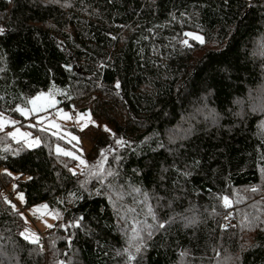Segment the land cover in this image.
Returning a JSON list of instances; mask_svg holds the SVG:
<instances>
[{"label": "trees", "instance_id": "1", "mask_svg": "<svg viewBox=\"0 0 264 264\" xmlns=\"http://www.w3.org/2000/svg\"><path fill=\"white\" fill-rule=\"evenodd\" d=\"M49 91L97 124L31 127ZM0 113L40 140L0 132V264H264V0H0Z\"/></svg>", "mask_w": 264, "mask_h": 264}, {"label": "rangeland", "instance_id": "2", "mask_svg": "<svg viewBox=\"0 0 264 264\" xmlns=\"http://www.w3.org/2000/svg\"><path fill=\"white\" fill-rule=\"evenodd\" d=\"M41 93H43L44 96L41 98L40 101H38V104H47L49 97L55 101V104L54 106L46 107L45 110L43 111H39L36 113H30V115L26 116L28 118L27 123L30 126L37 125V124L41 125V122H43V125L48 127L52 132H56L59 135L63 136L64 138H67L68 140L77 142L78 137L74 133H72L71 127L85 129L88 126L97 124L95 120L93 119L92 115L90 114V112H80L77 116H74L72 113L73 107L65 108L64 106L59 105L58 100L56 98L57 96L56 91L55 92L54 91L53 92L52 91L41 92ZM41 93L37 94L35 97L39 96ZM31 108H32V105L30 103V107H28L27 109H31ZM52 111H54L57 114L56 118L50 117V113ZM61 113L69 114L71 116V119L62 118ZM3 116L7 117L9 120L17 121V123L16 124H11V123L6 124L3 131H0V132H4L5 130L9 132H15L16 129H20L22 133L23 132L31 133V136L28 137L27 139L34 140L35 138H37L36 136L33 135V128H31L32 126L30 127V126H24L23 124H20L21 120H19L18 118L10 117L7 115H3ZM39 117H44L45 119L43 121H40ZM51 121H55L56 124L60 125V127L58 129L55 127H52L50 125ZM73 136L77 137V139L73 140L72 139ZM15 140H19L25 143L24 139L20 137H17ZM82 142L85 147L84 149L81 146H77L78 151H73L72 149H69V150L63 149V150L73 152L75 156L80 157V159L86 162L82 153L89 152L92 147V144L90 140L88 139L87 140L82 139ZM25 145L27 144L25 143ZM80 159H78L77 169L79 168L82 169L87 165V162L82 165L80 163ZM10 188L13 189V187L11 186L9 187V189ZM15 201L16 203L19 202V206L21 208L23 204V200H20L19 195L16 196ZM40 205H46V204L35 205L25 210L26 211L24 212L25 222L21 224V230H22L21 232H23L25 229H28L29 233H35L39 237V230L45 231L44 229L49 224H52L55 221V215L49 211L48 207L47 209H41L40 212H37L35 215L33 214V209ZM21 210H23V208ZM39 240H41L45 244L46 237H43V236L39 237Z\"/></svg>", "mask_w": 264, "mask_h": 264}, {"label": "snow or ice", "instance_id": "3", "mask_svg": "<svg viewBox=\"0 0 264 264\" xmlns=\"http://www.w3.org/2000/svg\"><path fill=\"white\" fill-rule=\"evenodd\" d=\"M185 36L191 37L193 40L198 41L200 44L205 43L204 38L196 33L193 32H187L184 33ZM182 43L188 47H192V45L189 44L188 40H183ZM119 82H117L116 87L119 88ZM44 96L43 93H41L39 96L33 98L31 101H29L32 105L31 109H27V108H19L17 107L15 109V111L20 112L22 115L24 116H28L30 115V113H36L39 111H43L45 110L46 107H51L54 106L55 101L53 99H51L49 97L47 104H38V101L41 100V98ZM62 118L64 119H71V116L67 113H61ZM82 118V117H81ZM45 118L44 117H39L40 121H43ZM11 123V124H16L17 121L15 120H9L7 117L3 116L2 113H0V131H3L4 127L6 124ZM50 125L52 127L55 128H59L60 125L56 124L55 121H51ZM32 127H35L36 125H31ZM8 136L12 137L13 139H16L17 137H20L22 139H24L25 143L27 144L28 147H34V146H38L40 143L39 137L35 138L34 140H29L27 139L28 137L31 136V133L29 132H21L20 129H16L15 132H9L7 133ZM53 135H58V133L54 132ZM73 140L77 139V137L73 136L72 137ZM17 142L19 143V140H17ZM117 143H124L122 140H118ZM56 151L58 153H62L65 156H70L73 159H80V157L75 156V154L71 151H65L63 149H61L59 147V145H57ZM80 163L83 165L86 162L82 159H80ZM70 171L73 172V174L75 175V170L70 169ZM9 175H11L10 173H8ZM108 175H113V173L109 172ZM29 179H31V177H29ZM134 191H140L139 189H134ZM253 191H256V189H253ZM19 198L20 200L24 199L23 193L19 194ZM224 201H225V205L229 206V200L228 197H224ZM9 203H11V201H9ZM13 207H15V205H13ZM47 205H40L37 206L36 208L33 209V214L35 215L37 212H40L41 209H47ZM21 215H23V213H21ZM54 215L59 218V213H54ZM49 228L53 227V225L49 224L48 225ZM161 227H163V225H161ZM20 235L25 239L28 240L31 243H38L39 241V237L35 234V233H29L28 229H25L23 232L20 233ZM137 251H139V248L137 249ZM132 259H135V257H132Z\"/></svg>", "mask_w": 264, "mask_h": 264}, {"label": "built area", "instance_id": "4", "mask_svg": "<svg viewBox=\"0 0 264 264\" xmlns=\"http://www.w3.org/2000/svg\"><path fill=\"white\" fill-rule=\"evenodd\" d=\"M76 111L74 112V114L76 115ZM50 116L51 117H56V113L55 112H51L50 113ZM16 195H17V192L14 190V189H8V198L9 199H14L15 197H16ZM48 229H46L45 231H41V230H39V237H46V235H45V232L47 231Z\"/></svg>", "mask_w": 264, "mask_h": 264}, {"label": "water", "instance_id": "5", "mask_svg": "<svg viewBox=\"0 0 264 264\" xmlns=\"http://www.w3.org/2000/svg\"><path fill=\"white\" fill-rule=\"evenodd\" d=\"M63 264V263H62Z\"/></svg>", "mask_w": 264, "mask_h": 264}]
</instances>
